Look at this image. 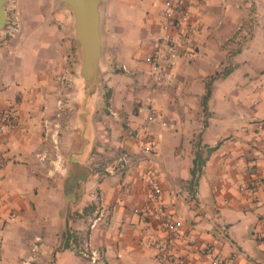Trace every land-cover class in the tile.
<instances>
[{
  "label": "crops",
  "instance_id": "1",
  "mask_svg": "<svg viewBox=\"0 0 264 264\" xmlns=\"http://www.w3.org/2000/svg\"><path fill=\"white\" fill-rule=\"evenodd\" d=\"M163 4L103 1L102 93L84 132L61 93L80 55L70 9L22 14L0 35V107L19 115L0 133V264H210L205 245L219 264H264V0H186L191 58L159 83ZM143 125L151 152L134 138ZM151 172L167 214L196 238L159 263L142 244L166 237Z\"/></svg>",
  "mask_w": 264,
  "mask_h": 264
},
{
  "label": "built area",
  "instance_id": "2",
  "mask_svg": "<svg viewBox=\"0 0 264 264\" xmlns=\"http://www.w3.org/2000/svg\"><path fill=\"white\" fill-rule=\"evenodd\" d=\"M161 26L164 32V40L167 46L166 55L163 57L164 70L161 68V63L151 62V70L155 81L163 83L168 79L166 69L182 58L188 62L191 58V53L188 50V44L197 26L190 21V14L187 8L186 0H164L163 7L160 10ZM173 31H177L176 35ZM151 118V117H150ZM19 122V115L14 104H9L5 107H0V133L14 130ZM258 130H264V124L258 122L256 124ZM137 143L142 149L151 152L156 147V139L151 134L148 126H141L140 130L134 135ZM150 200L154 206V210L159 213L162 218V226L166 231L165 238H156L146 236L142 240V244L147 248H153L156 251V262H162L171 254L172 245L175 240L183 237L190 243H196V238L182 232V223L180 220L172 219L166 212L165 205L162 201V188L157 176L151 172L150 178ZM146 233V229L144 230ZM202 250L210 258V264H219V257L213 251L211 246L205 245ZM171 264H184L183 259H170Z\"/></svg>",
  "mask_w": 264,
  "mask_h": 264
},
{
  "label": "water",
  "instance_id": "3",
  "mask_svg": "<svg viewBox=\"0 0 264 264\" xmlns=\"http://www.w3.org/2000/svg\"><path fill=\"white\" fill-rule=\"evenodd\" d=\"M72 12L71 35L80 55L74 70L71 94L77 103V117L83 132L90 124L96 102L101 96V80L105 67L102 59V3L104 0H55ZM0 0V29L7 23V14Z\"/></svg>",
  "mask_w": 264,
  "mask_h": 264
},
{
  "label": "rangeland",
  "instance_id": "4",
  "mask_svg": "<svg viewBox=\"0 0 264 264\" xmlns=\"http://www.w3.org/2000/svg\"><path fill=\"white\" fill-rule=\"evenodd\" d=\"M3 6L7 14V23L4 25V27L0 29V35L2 33L7 34L8 30L9 31L19 30L21 24L20 16L22 14H38L43 16L49 15L50 16L49 19H54L53 17L57 16L58 13L64 11L67 18L71 16L70 11L65 6H58L55 0H4ZM44 22L42 23L44 24ZM70 90H71V86L65 85L61 93L65 95V98H68ZM62 116L63 115L61 114L60 116L61 119ZM61 127L62 128L55 129V131L52 133L54 138L57 139L56 136L59 137L60 134H63L60 132L61 129L63 130V126ZM46 138L48 139L47 142L56 145L57 143L56 139L54 140L50 139L49 135H46ZM56 152L57 151L55 149V151H52L51 154L55 155Z\"/></svg>",
  "mask_w": 264,
  "mask_h": 264
},
{
  "label": "trees",
  "instance_id": "5",
  "mask_svg": "<svg viewBox=\"0 0 264 264\" xmlns=\"http://www.w3.org/2000/svg\"><path fill=\"white\" fill-rule=\"evenodd\" d=\"M72 238V235L68 232V240H70ZM69 245V241H67V243H66V246H68Z\"/></svg>",
  "mask_w": 264,
  "mask_h": 264
}]
</instances>
